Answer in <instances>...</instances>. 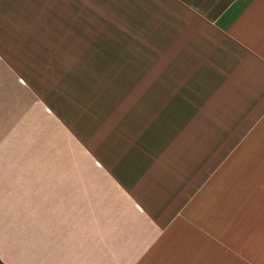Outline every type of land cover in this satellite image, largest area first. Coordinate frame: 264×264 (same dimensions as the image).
Returning a JSON list of instances; mask_svg holds the SVG:
<instances>
[{"label": "crops", "instance_id": "obj_1", "mask_svg": "<svg viewBox=\"0 0 264 264\" xmlns=\"http://www.w3.org/2000/svg\"><path fill=\"white\" fill-rule=\"evenodd\" d=\"M0 264H264V0H0Z\"/></svg>", "mask_w": 264, "mask_h": 264}]
</instances>
